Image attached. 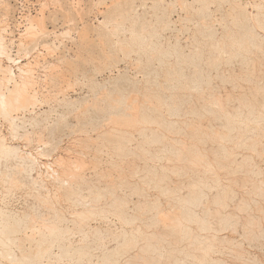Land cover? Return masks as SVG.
Masks as SVG:
<instances>
[{
    "label": "rangeland",
    "instance_id": "374dc122",
    "mask_svg": "<svg viewBox=\"0 0 264 264\" xmlns=\"http://www.w3.org/2000/svg\"><path fill=\"white\" fill-rule=\"evenodd\" d=\"M205 1L0 0L38 102L11 113L15 137L0 115L32 169L0 154V206L26 218L2 264H264V0Z\"/></svg>",
    "mask_w": 264,
    "mask_h": 264
},
{
    "label": "bare ground",
    "instance_id": "6f19581e",
    "mask_svg": "<svg viewBox=\"0 0 264 264\" xmlns=\"http://www.w3.org/2000/svg\"><path fill=\"white\" fill-rule=\"evenodd\" d=\"M118 2V1H117ZM204 2H206L205 0H204ZM203 3V2H202ZM6 4V3H5ZM241 4V3H240ZM239 7H240V5H238ZM245 6V5H244ZM247 6V5H246ZM240 8H242V9H244V10H242L243 12H245L246 13V10H245V8H247V7H243V5H242V7H240ZM241 11V12H242ZM39 12V11H38ZM245 13H242V14H245ZM249 13V12H248ZM261 13V12H260ZM130 15V14H129ZM239 15H240V13H239ZM257 15H259V14H257ZM121 16V15H120ZM125 16V14L122 16V17H124ZM240 16H242V15H240ZM25 17V16H24ZM30 17H31V15H30ZM42 17V16H41ZM41 17H37V16H32L31 18H29L30 20V25H29V28L28 27H26V29H30L31 31H29V32H32V31H34L33 29H35L36 30V28L35 27H39L40 28V24L43 22H41ZM208 17H210V16H208ZM244 17H245V15H244ZM5 21V20H4ZM115 22V21H114ZM167 22V21H166ZM4 23H6V22H4ZM27 23V22H26ZM169 23V22H168ZM19 25H20V22L18 23ZM2 25V24H1ZM21 25H23V24H21ZM42 25V24H41ZM164 25H167V23L166 24H164ZM168 26V25H167ZM170 26V25H169ZM4 27V28H3ZM2 27V30L0 31V115H3V116H5L6 118H12V123H10V127H12L11 129H13L12 130V136H16V134L18 135V128L20 127V125H18V124H16V123H14L13 124V122L15 121V119L17 118V116H16V118H14L15 116H11V113H13V112H15V111H20V110H26V109H28V108H31V107H36V104H38V102H37V97L36 96H33V95H28V92H27V88L29 87V84H32V82H31V79L32 78H30V74H32L31 72H33L32 70V68H29V67H31L30 66V64L28 63V65H25V64H21L22 63V61H18V59L20 58V57H18V56H15V57H12V55H11V51L9 52V49H8V45H7V43H6V36H4V33L3 32H5L7 29L6 28H8L7 26H3ZM6 27V28H5ZM43 27V26H42ZM166 27V26H165ZM143 28H146V27H143ZM147 29V28H146ZM145 29V30H146ZM164 29H167V27L166 28H164ZM212 29V28H211ZM26 32V31H25ZM36 31H34V32H32V34L33 33H35ZM44 32V31H43ZM66 32H68V31H66ZM20 33V32H19ZM139 33H141V32H139ZM150 33V32H149ZM6 34H8V33H6ZM10 34V33H9ZM23 33H21V34H18V35H22ZM35 34H37V32L35 33ZM40 34H42V33H40ZM142 34V33H141ZM144 34V33H143ZM146 35L147 34H145V37H146ZM211 35V34H210ZM142 36H144V35H142ZM142 36H141V38H142ZM160 36V35H159ZM33 37V36H32ZM213 37V36H212ZM253 37V36H252ZM10 38V37H9ZM30 38V37H29ZM233 38V37H232ZM257 38V37H256ZM234 39V38H233ZM210 40V39H209ZM221 40H224V38L222 39L221 38ZM251 41V40H250ZM208 42V41H207ZM214 42H216V41H214ZM224 42V41H223ZM253 42V41H252ZM20 43V45L22 46V47H25V45H24V43L23 42H19ZM221 43V42H220ZM224 44H226V43H224ZM223 44V45H224ZM232 45L234 44V43H231ZM252 44H254V42L252 43ZM256 44H258L257 42H255V46H256ZM221 45V44H220ZM231 45V46H232ZM253 45V46H254ZM259 45V44H258ZM43 46H44V44H43ZM46 46V45H45ZM230 46V44H229V47H231ZM234 46V45H233ZM26 47H28V46H26ZM223 47H225V48H227V46H223ZM245 47V46H244ZM37 48V47H36ZM220 48V47H219ZM221 48H222V45H221ZM221 48L219 49V51H221ZM246 48H248L247 46H246ZM252 48V47H251ZM47 49V48H46ZM249 49V48H248ZM19 50V49H18ZM24 50H26V48H24ZM228 50V48L227 49H225V51H227ZM251 50V49H250ZM48 51H49V49H48ZM18 52V51H17ZM20 52V51H19ZM178 52V51H177ZM26 53V52H25ZM28 54V53H27ZM23 56V55H22ZM38 57V56H37ZM3 58H7V60L9 61V60H11L12 62V65H9V64H3V62H2V59ZM22 58V57H21ZM66 60V59H65ZM7 63V62H6ZM10 63V62H9ZM255 63V62H254ZM21 64V65H20ZM25 65V66H24ZM256 65V64H255ZM26 66H29V67H27L26 68ZM12 67L13 68H18L19 70H20V72L17 74V72H15L13 69H12ZM255 67V66H254ZM254 70H255V68H254ZM254 70H252V71H254ZM251 71V70H250ZM258 71V70H257ZM259 72H260V70H259ZM254 73V72H253ZM176 74H177V72H176ZM33 75V74H32ZM252 75V74H251ZM35 77V76H34ZM33 77V78H34ZM180 78V77H179ZM254 78H256V77H254ZM175 79V78H174ZM192 79H197V78H192ZM193 80V81H194ZM32 81H35V80H32ZM195 81H198V79L197 80H195ZM194 81V82H195ZM35 83V82H34ZM183 84V83H182ZM195 84H197L196 82H195ZM194 84V85H195ZM183 85H185V84H183ZM197 85H199V84H197ZM197 85H195L196 87H197ZM104 87V86H103ZM194 87V86H193ZM259 88H261V87H259ZM183 89V88H182ZM197 89V88H196ZM132 92H134V91H132ZM35 93H37V92H35ZM130 93V92H129ZM137 95V94H136ZM30 96H33V97H30ZM36 97V98H35ZM168 97V96H167ZM121 98H122V96H121ZM218 98H220V97H218ZM249 98V97H248ZM116 100V99H115ZM173 101V100H172ZM219 101V100H218ZM124 103V102H123ZM126 103V102H125ZM219 103H223V102H219ZM115 104V103H114ZM184 104V103H183ZM191 104V103H190ZM224 104V103H223ZM129 105V104H128ZM144 105V104H143ZM217 105V104H216ZM180 106V105H179ZM248 106H250V103L248 104ZM254 105L252 104L251 105V107H249V108H251L252 110H255V109H253L254 107H253ZM224 107V106H223ZM240 107V106H239ZM239 107H237V108H239ZM117 108V107H116ZM120 108H122V107H120ZM194 108V107H193ZM209 108V107H208ZM222 108V107H221ZM225 108V107H224ZM242 107H240L239 109L240 110H243V108L241 109ZM118 109V108H117ZM177 109V108H176ZM179 109V108H178ZM192 109V108H191ZM238 109V111H240ZM251 109H249V110H251ZM34 110V109H33ZM108 110V109H107ZM126 111V110H125ZM142 111V110H141ZM154 111V110H153ZM233 112H235L234 110H233ZM231 113H232V111H231ZM236 113H237V111H236ZM213 114V113H212ZM253 114H256V112L254 111L253 112ZM253 114H251V115H253ZM17 115V114H16ZM176 115H178V114H176ZM225 115V114H224ZM239 115V114H238ZM241 115V114H240ZM129 116V115H128ZM186 116V115H185ZM249 116H250V113H249ZM248 116V118H253V116L252 117H249ZM257 116V115H256ZM22 117H24V116H22ZM219 117V116H218ZM217 118V117H216ZM169 119V118H168ZM254 119H256V118H254ZM17 120V119H16ZM224 120V119H223ZM11 121V120H10ZM127 121V120H126ZM171 122V121H170ZM135 124H139V123H135ZM13 125H15V126H13ZM23 126V125H22ZM9 127V126H8ZM199 128V127H198ZM234 130V129H233ZM18 131V132H17ZM225 135H227L226 133L224 134V136ZM41 137V136H40ZM18 138V137H17ZM228 138V137H227ZM29 140V139H28ZM156 141V140H155ZM185 142V141H184ZM159 143V142H158ZM49 143H45L44 145H48ZM247 145V144H246ZM18 145H16V146H14V144H11L10 142H8V140L6 139V137L4 136V134L2 133V131L0 130V154H2V156L3 157H9L10 155H15V156H17V160H18V163H16V165H15V168H17V167H19V169L21 170V172L24 170V171H26V173H28L29 174V176H30V174H32V173H29L31 170L30 169H28V166L29 165H26L27 163H26V159L28 158V152H26V154L24 153V149L23 148H21V147H17ZM23 146V145H22ZM194 146V145H193ZM47 147V146H46ZM184 147L186 148V145L184 144ZM183 147V148H184ZM24 148H27V147H24ZM39 149H42V148H39ZM223 149H225V148H223ZM37 151H38V149H37ZM41 151V150H40ZM40 151H38V152H40ZM43 152V151H42ZM28 153V154H27ZM31 154H32V152H30ZM48 154V153H47ZM30 155V154H29ZM39 155V154H38ZM41 155H42V153H41ZM41 155H40V157H41ZM46 155V154H45ZM50 155H52V154H50ZM50 155H47V156H50ZM181 155V154H180ZM184 155V154H183ZM0 157H1V155H0ZM35 157V156H34ZM33 156H32V158L31 159H33L34 158ZM60 158H61V156H59ZM58 157V158H59ZM77 157H79V156H77ZM56 158H57V156H56ZM225 158V157H224ZM29 159H30V156H29ZM34 159H37V158H34ZM64 158L62 157V159H60L59 160V163H61L62 161H64L63 160ZM66 159V158H65ZM180 159V158H179ZM67 160V159H66ZM77 160V159H76ZM81 160H83V159H81ZM49 161V160H48ZM61 161V162H60ZM69 162H70V160H68ZM80 161V160H79ZM39 162V161H38ZM67 162V161H66ZM42 164H43V162H41ZM56 163V164H55ZM57 163H58V161L56 162V160L54 159L52 162L50 161V162H45L44 164H48V166L47 167H52V169H53V172L56 174H58L59 175V170H57L56 168H55V166H57ZM63 163H65V162H63ZM62 164V163H61ZM67 164H68V162H67ZM78 164V163H77ZM86 165V164H85ZM193 165V164H192ZM31 166V165H30ZM58 166H61V165H58ZM64 166V165H63ZM210 166V165H209ZM43 167V166H42ZM47 167H46V170H47V172H48V169H47ZM68 168V170L67 169H65V168ZM81 167V166H80ZM65 171L67 170V171H69L70 170V168H69V164H68V166H65ZM9 169V168H8ZM76 169H77V166H76ZM45 170V171H46ZM50 170V169H49ZM75 170V169H74ZM81 170V169H80ZM9 171V170H8ZM61 171V170H60ZM66 171V172H67ZM15 172H17V171H15ZM52 172V173H53ZM70 173H71V175H72V171L70 170L69 171ZM77 172V171H76ZM221 172V171H220ZM61 173V172H60ZM62 173H63V171H62ZM1 174V173H0ZM55 174H53V175H55ZM63 174H65V173H63ZM74 174V176H76L77 174L74 172L73 173ZM76 174V175H75ZM222 174H224V173H222ZM26 175V174H25ZM51 173H50V177H51ZM70 175V176H71ZM79 175V174H78ZM82 174H80V176H81ZM5 176V175H4ZM4 176H3V178H4ZM16 175L15 174H13V173H11V174H9L8 175V179H9V181H11L12 183H14V182H16V177H15ZM65 176H67V175H65ZM220 176V175H219ZM1 177V176H0ZM36 177V176H35ZM53 177V176H52ZM55 177V176H54ZM58 177V176H57ZM62 177V176H61ZM2 178V179H3ZM64 178H67V177H64ZM63 178V179H64ZM69 178V177H68ZM7 179V180H8ZM30 179V178H29ZM50 179V178H49ZM56 179V177L54 178V180ZM72 179H74V177L72 178ZM71 179V180H72ZM6 179H5V181H7ZM65 181H63L62 183L63 184H69V181L68 180H66V179H64ZM32 181V180H31ZM37 181H40V180H37ZM10 182V183H11ZM18 182V181H17ZM52 182V181H51ZM61 182V181H60ZM72 182V181H71ZM75 182V181H74ZM37 183V182H36ZM73 183V182H72ZM31 184V183H30ZM34 185H35V183H34ZM37 185V184H36ZM74 186V185H73ZM40 187V186H39ZM41 187H44V184L41 186ZM46 188V187H45ZM44 188V189H45ZM38 190V189H37ZM36 190V191H37ZM76 190V189H75ZM240 190V189H239ZM75 192V191H74ZM194 192V191H193ZM48 193V192H47ZM196 193H198V192H196ZM43 194V193H42ZM106 195V194H105ZM195 195V194H194ZM206 195V194H205ZM9 196V195H8ZM196 196H198L199 197V195H196ZM45 197V196H44ZM46 198V197H45ZM54 198H55V196H54ZM197 198V197H196ZM48 199V198H47ZM121 201V200H120ZM196 201V200H195ZM197 202V201H196ZM200 202V201H199ZM241 202V201H240ZM245 204V203H244ZM194 206V205H193ZM90 209V208H89ZM205 209V208H204ZM7 210V209H6ZM6 210H4L1 206H0V246L1 245H7V243H8V241H11L14 237H12L13 236V234L15 233V232H17L18 231V229H19V226H20V224L21 223H25V220H26V218L24 219V220H22V218H18V219H16L19 215H16L15 214V220L12 222L11 220V217H10V215H11V213H10V210H8L9 211V213L10 214H8L7 212H6ZM242 211V210H241ZM19 213V212H18ZM24 213H26L27 215L25 216V217H27V216H29L30 214H29V212L27 213V212H24L23 211V213H21V214H23L24 215ZM90 213V214H89ZM162 213V212H161ZM29 214V215H28ZM57 214V213H56ZM78 215L79 217H81L82 219H85L88 215L87 214H89V219L91 218L90 217V215H91V212H89V211H81V212H78V213H75V215ZM163 215V214H162ZM168 215V214H167ZM192 215V214H191ZM58 216V215H57ZM57 216H55V217H57ZM72 216H73V214H72ZM91 216H93V215H91ZM139 216V215H138ZM192 216H195V215H192ZM14 216H12V218H13ZM207 217V216H206ZM231 217V216H230ZM235 218H237V217H235V216H233V218L231 217V218H228L226 221H228V220H230V221H234V219ZM88 218H86L85 220H87ZM180 219V218H179ZM194 219H195V217H194ZM197 220H199V222H201V225L203 226V227H205V228H207V226L205 225V221L203 220V219H197ZM23 221V222H22ZM225 221V222H226ZM251 221H253V220H251ZM80 222H83L82 220L80 221ZM208 222V221H207ZM55 223V222H54ZM254 223V222H253ZM228 224H230V223H228ZM22 225V224H21ZM40 225V224H39ZM41 225H42V223H41ZM59 225V224H58ZM58 225L55 223V224H51L50 223V225H45V226H48L47 227V229L49 230L48 231V233L50 234V233H52L53 235H54V233L55 232H58L57 230L59 229V227H58ZM210 225V224H209ZM227 226V225H226ZM34 226H32V228H33ZM43 227V226H42ZM35 228V227H34ZM39 229V228H38ZM37 229V230H38ZM201 229V228H200ZM209 229H210V227H209ZM211 229H212V227H211ZM20 230H22L21 228H20ZM59 230H64V229H59ZM65 230H68V229H65ZM40 231V230H39ZM97 231V230H96ZM221 231V230H220ZM32 232V231H31ZM36 232V231H35ZM42 232V231H41ZM64 232V231H63ZM189 232H190V230H189ZM56 234H58V233H56ZM55 234V235H56ZM62 234V233H61ZM36 235V234H35ZM53 236V237H55L54 239H56L57 237H58V235H56V236ZM236 235V234H235ZM16 236H18V235H16ZM15 236V238L17 239L18 237H16ZM28 236V235H27ZM37 236V235H36ZM39 236V235H38ZM50 236V235H49ZM31 236L29 235V237L28 238H30ZM33 237H35V236H33ZM40 237H42L43 238V236H40ZM46 237H48V236H46ZM46 237L45 238H43V240L44 241H46L45 239H46ZM53 237H49V238H52L53 239ZM32 239V238H31ZM40 240V239H39ZM42 240V242H41V244H39V246H38V251H37V253L36 254H32L33 256H31V255H26L25 254V256L24 257H27L26 259H33V260H35V259H40L39 257H41L43 254H45V251H47V250H42V247H43V245H44V241ZM51 240V239H50ZM14 241H16V240H14ZM47 241H48V238H47ZM47 241H46V243H47ZM7 246H9V244L7 245ZM235 246V245H234ZM9 248V247H8ZM8 248H6V251H8ZM50 248H51V246H50ZM50 248L48 247V250H50ZM35 249H37V248H35ZM2 250V249H1ZM4 250V249H3ZM109 251H111V250H109ZM114 251H116V250H114ZM210 251L211 250H208L207 248H205L204 249V252H205V257H204V259H202V262L200 263V264H206L207 262H208V259H207V257L210 255ZM239 251H241V250H239ZM5 252V251H4ZM4 252L3 251H0V257H1V255H3L4 256ZM9 252H10V250H9ZM48 252V251H47ZM203 252V251H202ZM3 253V254H2ZM109 253V252H108ZM6 254V253H5ZM7 254H8V252H7ZM12 254V253H11ZM106 255V254H105ZM104 255V256H105ZM2 256V257H3ZM9 256V255H8ZM109 256H113V255H109ZM11 258H13V256H10ZM14 257H16V256H14ZM44 257V256H43ZM9 258V257H8ZM111 258H113V257H111ZM14 259H17V257L16 258H13L12 260H14ZM110 259V258H109ZM42 260V259H41ZM1 261L2 260H0V264H2L1 263ZM217 261H220V260H217ZM39 262V261H38ZM41 262V261H40ZM151 263V262H150ZM4 264H8V263H4ZM38 264H41V263H38ZM43 264V263H42ZM192 264H198L197 263V261H193L192 262Z\"/></svg>",
    "mask_w": 264,
    "mask_h": 264
}]
</instances>
